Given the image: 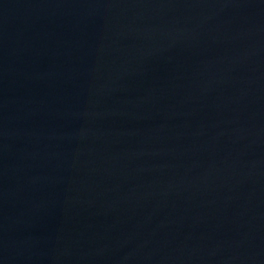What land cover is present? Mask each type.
Listing matches in <instances>:
<instances>
[{
	"label": "water",
	"instance_id": "1",
	"mask_svg": "<svg viewBox=\"0 0 264 264\" xmlns=\"http://www.w3.org/2000/svg\"><path fill=\"white\" fill-rule=\"evenodd\" d=\"M0 264H264V0H0Z\"/></svg>",
	"mask_w": 264,
	"mask_h": 264
}]
</instances>
